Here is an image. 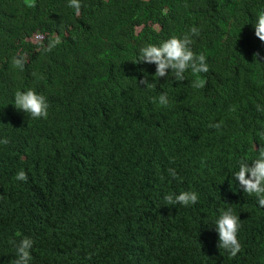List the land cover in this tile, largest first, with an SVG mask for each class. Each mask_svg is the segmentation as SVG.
I'll use <instances>...</instances> for the list:
<instances>
[{
  "label": "trees",
  "instance_id": "obj_1",
  "mask_svg": "<svg viewBox=\"0 0 264 264\" xmlns=\"http://www.w3.org/2000/svg\"><path fill=\"white\" fill-rule=\"evenodd\" d=\"M261 12L264 0H82L78 13L69 0H0V264H15L24 237L31 264H264V207L233 176L264 151ZM193 25L207 73L175 81L135 62ZM28 88L48 98L47 118L13 104ZM161 92L167 105L152 99ZM184 190L199 201L167 204ZM229 207L236 257L205 222Z\"/></svg>",
  "mask_w": 264,
  "mask_h": 264
},
{
  "label": "clouds",
  "instance_id": "obj_2",
  "mask_svg": "<svg viewBox=\"0 0 264 264\" xmlns=\"http://www.w3.org/2000/svg\"><path fill=\"white\" fill-rule=\"evenodd\" d=\"M69 6L77 13L82 6V0H69ZM254 24L255 35L264 41V12L259 13ZM200 27L193 25L187 32L182 35H172L158 43H147L138 49L135 62L154 64L155 77L171 78L175 81H184L186 79L185 73L190 69L192 73H207L209 71V63L207 56L203 53H197L193 49L194 37L200 34ZM56 44L53 41L48 46V51ZM257 56L260 55L258 51ZM14 64L23 69L25 60L23 57L14 58ZM140 83L144 85L142 88L155 89L156 83L150 82L146 77ZM206 80L197 78L193 80L192 86L194 88H203ZM161 105L169 103L168 94L161 92L157 97ZM15 107L28 113L34 119L47 118L49 115L50 102L48 98L36 91L34 88L26 90H18L14 96ZM256 111L264 114V104L258 103ZM210 127L220 128V123L211 124ZM7 137L0 139V144H8ZM169 173L172 177L179 176L175 168H169ZM236 181L243 191L249 195H254L257 198L258 204L264 207V151H260L254 158H240L238 161V170L233 174ZM17 180L26 181L28 179L27 172L20 170L16 174ZM168 205L181 204L189 206L196 204L200 197L196 191L184 190L180 192H170L164 196ZM210 222V227L218 234L219 248L224 249L230 257H236L242 250V244L239 239V231L241 229L240 216L233 211L232 208L223 210L218 216L213 217ZM34 241L31 237H24L18 243H15L17 258L15 264H31L32 254L31 249Z\"/></svg>",
  "mask_w": 264,
  "mask_h": 264
},
{
  "label": "rangeland",
  "instance_id": "obj_3",
  "mask_svg": "<svg viewBox=\"0 0 264 264\" xmlns=\"http://www.w3.org/2000/svg\"><path fill=\"white\" fill-rule=\"evenodd\" d=\"M39 38H41V36L39 34H36L35 36L32 37V41H36Z\"/></svg>",
  "mask_w": 264,
  "mask_h": 264
}]
</instances>
